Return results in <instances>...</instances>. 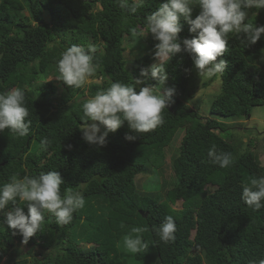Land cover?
Wrapping results in <instances>:
<instances>
[{"label":"trees","instance_id":"trees-1","mask_svg":"<svg viewBox=\"0 0 264 264\" xmlns=\"http://www.w3.org/2000/svg\"><path fill=\"white\" fill-rule=\"evenodd\" d=\"M164 2L145 0L137 13L128 14L118 8L117 0H0V94L23 90L31 120L25 137L0 131V187L14 174L36 176L55 170L64 180L62 195L71 187L85 201L65 226L45 213L41 231L27 244L8 227L4 212L9 209L0 211V260L7 264H256L264 259V207L253 211L241 199L250 178L264 177V166L255 154L264 131L245 139L239 127L219 119L246 117L254 106L264 104V34L249 47L230 34L228 52L220 58L228 62L227 68L216 76L221 78L220 89L210 102L209 115L184 101L191 97L198 73L191 56L182 52L166 65L165 87L174 86L176 91L163 113L162 126L141 135L125 122L108 134L104 147L82 139V103L87 98L113 82L144 80L137 91L157 85L139 72L155 62L158 41L151 34L133 37L130 29L143 28L147 15ZM199 11L193 8V19ZM246 22L264 26V8L249 10ZM181 24V43L197 35L189 32L183 19ZM73 44L97 47L99 68L93 77H101L99 82L73 89L56 79L60 54ZM49 75L54 78L46 79ZM126 134L136 139L126 140ZM43 138L51 142L46 151L39 147ZM213 144L218 152L232 155L230 167L207 162ZM171 146L177 150L166 164ZM160 167L173 175L155 192L139 191L136 176ZM24 211L27 214L26 206ZM169 215L177 231L174 242L164 244L152 226ZM133 227L149 229L142 234L149 245L146 252L131 254L124 247L123 237Z\"/></svg>","mask_w":264,"mask_h":264},{"label":"clouds","instance_id":"clouds-1","mask_svg":"<svg viewBox=\"0 0 264 264\" xmlns=\"http://www.w3.org/2000/svg\"><path fill=\"white\" fill-rule=\"evenodd\" d=\"M144 2L117 0V6L125 13L135 14ZM195 7L200 11L193 19ZM262 8L264 0H167L160 4L157 10L147 15L143 28L130 29L133 37L145 38L151 34L158 41L152 57L155 62L150 67H141L139 72L140 77L150 76L157 81V85L141 86L137 91L136 86L143 85L144 80L136 78L130 84L113 82L108 88L87 98L82 103V139L90 145L104 147L108 134L118 131L125 122L131 131L141 135L162 126L165 122L163 113L173 102L176 91L174 86L165 87L169 61L177 54L187 52L200 77L223 75L228 62L220 58L228 52L230 34L246 47L255 45L264 34V26L246 22L249 10ZM182 19L190 26L189 32L197 35L191 39L184 38L181 43ZM124 22H127V16ZM96 52L97 47L91 44L87 47L73 44L67 48L57 61L59 75L56 79L68 88H82L99 68L95 62ZM25 105L26 95L20 88L0 94V131L8 129L16 138L29 135L31 120L27 119L29 110ZM125 139L134 141L136 137L126 134ZM50 143L43 138L39 147L46 151ZM67 147L71 149V145ZM207 156L208 163L220 168H228L234 163L232 155L218 152L215 144L208 150ZM63 184L61 173L53 170L36 176L19 177L14 174L0 187V211L9 209L4 212L6 223L13 230V235L19 233L22 236L23 244L41 231L45 213L53 215L58 225L65 226L72 222L73 214L84 206L80 191L68 187L62 195ZM241 199L253 211L264 207V177L250 178L242 188ZM24 206L27 207V214ZM148 230L147 227H133L123 237L124 247L129 253L139 254L148 250L149 245L142 236ZM152 231L164 244L174 242L177 231L174 218L166 216L158 226H152ZM256 264H264V259Z\"/></svg>","mask_w":264,"mask_h":264},{"label":"rangeland","instance_id":"rangeland-1","mask_svg":"<svg viewBox=\"0 0 264 264\" xmlns=\"http://www.w3.org/2000/svg\"><path fill=\"white\" fill-rule=\"evenodd\" d=\"M45 19L48 20V16H45ZM126 56L130 57V52H126ZM194 70L196 71L195 67ZM197 72V71H196ZM53 76H48L46 79H53ZM210 78L206 77H200L199 75L196 77L194 81L195 89H193L191 97L188 99H185V103L188 106L197 108L199 111H201L204 115H209V105L211 100L214 98L216 93L220 89V83L221 78L215 76V79L205 88L201 87V83L204 81H208ZM101 80V77H91L89 81L86 83V85L92 81V82H99ZM163 91V89H162ZM197 102V103H196ZM220 120L231 123L235 127H239L241 134L245 139L249 137V134L252 133L256 134L257 131H264V104L263 105H257L254 106L251 114L249 116L244 117H230V118H219ZM90 122L89 124H91ZM246 128V129H245ZM259 135V134H258ZM258 140V146L255 149V154L259 160V162L264 166V132L260 133ZM176 148H173V146L169 147L167 150V157H166V164L168 160L170 161V158L172 155L175 154ZM165 165H163L164 167ZM167 167V166H166ZM165 168V167H164ZM156 171L151 172L150 174H139L135 178V182L137 185V189L143 193H152L157 191V188H159V185L161 182L166 180L168 177L173 175L172 170H165L163 172L162 168L155 169ZM155 177V178H154ZM211 187L208 186V189ZM175 207L179 206V203L174 205ZM15 244H18L17 242ZM0 264H7L5 259L0 260Z\"/></svg>","mask_w":264,"mask_h":264}]
</instances>
